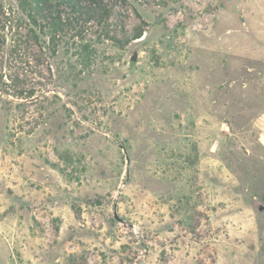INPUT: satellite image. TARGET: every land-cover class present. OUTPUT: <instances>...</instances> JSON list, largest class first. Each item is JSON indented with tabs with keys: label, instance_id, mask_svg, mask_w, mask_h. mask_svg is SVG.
I'll return each mask as SVG.
<instances>
[{
	"label": "rangeland",
	"instance_id": "1",
	"mask_svg": "<svg viewBox=\"0 0 264 264\" xmlns=\"http://www.w3.org/2000/svg\"><path fill=\"white\" fill-rule=\"evenodd\" d=\"M25 2L0 0V264H264V0H105L116 40L75 23L90 50L57 55Z\"/></svg>",
	"mask_w": 264,
	"mask_h": 264
},
{
	"label": "trees",
	"instance_id": "2",
	"mask_svg": "<svg viewBox=\"0 0 264 264\" xmlns=\"http://www.w3.org/2000/svg\"><path fill=\"white\" fill-rule=\"evenodd\" d=\"M26 12L23 20L27 26V34L31 36L35 43L40 46H45L52 55H57L60 48H66L67 51L81 48L79 52L89 51L90 44H83L85 39V30H77L75 33V23L95 22L98 27H101L99 38H114L107 30V23L111 14V7L105 0H33V3L28 6L25 2L22 4ZM60 7L69 11V16L64 18ZM143 30H138L133 39L140 38ZM24 48V47H23ZM22 47L14 49V53H23L25 55L27 48L21 52ZM34 95L33 91L29 93V97ZM27 96V97H28Z\"/></svg>",
	"mask_w": 264,
	"mask_h": 264
},
{
	"label": "water",
	"instance_id": "3",
	"mask_svg": "<svg viewBox=\"0 0 264 264\" xmlns=\"http://www.w3.org/2000/svg\"><path fill=\"white\" fill-rule=\"evenodd\" d=\"M131 59L136 61L138 59V52H134V54L132 55Z\"/></svg>",
	"mask_w": 264,
	"mask_h": 264
}]
</instances>
